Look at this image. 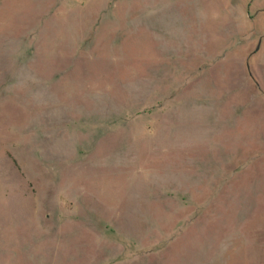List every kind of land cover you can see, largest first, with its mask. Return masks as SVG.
I'll use <instances>...</instances> for the list:
<instances>
[{"label": "rangeland", "instance_id": "1", "mask_svg": "<svg viewBox=\"0 0 264 264\" xmlns=\"http://www.w3.org/2000/svg\"><path fill=\"white\" fill-rule=\"evenodd\" d=\"M0 264H264V0H0Z\"/></svg>", "mask_w": 264, "mask_h": 264}]
</instances>
